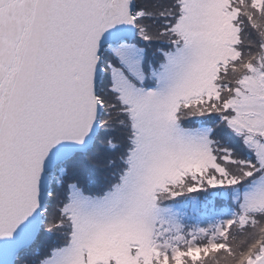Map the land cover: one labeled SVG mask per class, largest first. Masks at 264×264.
Segmentation results:
<instances>
[{
  "label": "snow or ice",
  "instance_id": "6c2138e0",
  "mask_svg": "<svg viewBox=\"0 0 264 264\" xmlns=\"http://www.w3.org/2000/svg\"><path fill=\"white\" fill-rule=\"evenodd\" d=\"M220 252L264 264V0H0V264Z\"/></svg>",
  "mask_w": 264,
  "mask_h": 264
},
{
  "label": "trees",
  "instance_id": "16d2710c",
  "mask_svg": "<svg viewBox=\"0 0 264 264\" xmlns=\"http://www.w3.org/2000/svg\"><path fill=\"white\" fill-rule=\"evenodd\" d=\"M116 142L117 143H119V135L117 134V136H116ZM94 178H96V179H98V178H101V174L100 173H97L96 174V177H94ZM53 206L55 207V202H53ZM230 206V201H224V202H221V203H218L217 204V207L218 208H224V209H227L228 207ZM237 235V240H239V239H241V237H240V235L239 234H236ZM57 237L55 236V235H53V236H50L49 237V240H48V243L49 244H54V243H56L57 242ZM227 256V254L226 253H223V252H220L219 254H217V255H215L214 256V258L212 259V258H210V259H212L213 261H210L209 260V264H221V262L219 261V260H216L217 258H219V257H223V258H225ZM28 259H35L34 257H28ZM215 259V260H214Z\"/></svg>",
  "mask_w": 264,
  "mask_h": 264
},
{
  "label": "rangeland",
  "instance_id": "374dc122",
  "mask_svg": "<svg viewBox=\"0 0 264 264\" xmlns=\"http://www.w3.org/2000/svg\"><path fill=\"white\" fill-rule=\"evenodd\" d=\"M54 207V206H53ZM220 217H217V219H219ZM189 223H192V221H190ZM196 223H199L200 224V226H202V227H205V226H207V223H208V221L207 220H204V222L203 223H200L199 221H196ZM214 258V257H213ZM212 258V259H213ZM212 259H209L210 261H213ZM215 260V259H214ZM216 260H219L220 262H221V264H229V262H228V260L226 259V257L225 258H221V257H219V258H217Z\"/></svg>",
  "mask_w": 264,
  "mask_h": 264
}]
</instances>
